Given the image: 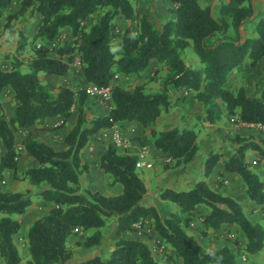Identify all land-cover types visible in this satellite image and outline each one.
<instances>
[{"label":"trees","instance_id":"trees-1","mask_svg":"<svg viewBox=\"0 0 264 264\" xmlns=\"http://www.w3.org/2000/svg\"><path fill=\"white\" fill-rule=\"evenodd\" d=\"M14 1L0 0V19ZM169 1L175 17L161 26L147 13H139L131 0H21V8L7 15L5 27L11 32L15 31L12 21L29 7L42 19L31 40L34 55L26 67L16 55L10 69L0 64V94L6 88L13 89L16 103V114L10 117L0 97V256L5 264L23 261L15 242L22 225L13 215L26 213L34 196L50 203L51 208L28 228L31 259L26 264H67L73 255L69 241L74 228L92 231L84 241L86 247L99 246L110 219L117 226V241L108 258L95 256L79 264H175L160 261L145 241L125 236L135 229L136 223L148 219L183 264H239L232 247L226 245L210 252L187 230L200 205L209 209L203 223L205 229L236 224L246 237L243 249L248 255L264 250V225L252 221L240 201L216 191L206 180L187 190L161 189V199L179 207L171 216H164L158 206L149 203L148 188L136 167L138 155L121 152L111 143L99 164L113 177V184L122 185V192L106 195L84 184L91 168L83 160L82 151L93 137L124 121H136L144 127L153 125L162 113L170 111L173 91L181 87L194 91L196 101L203 107L201 119L205 122L222 120L225 108L230 116H238L244 123L264 126V93L250 95L244 86H227L231 74L245 62L253 68L261 66L264 78V15L255 24L256 35L245 36L242 31L255 16L256 0H219L218 15L203 0ZM99 11L100 17L89 24L90 17ZM118 16L131 24L113 30ZM66 27L72 31L71 39L57 49V56H51L46 42H54ZM191 45L201 68L186 62L185 52ZM65 55L69 56L68 61L63 59ZM75 57L80 58L89 83L112 85L108 114L88 116L85 89L76 91L66 85L52 89L44 82L42 74L67 75ZM152 60L160 64L156 74L162 68L167 70L156 91H147L146 83L127 88L116 82L117 75L143 73ZM77 104L78 119L65 137L64 149H56L32 135L24 142L27 152L38 162V166L23 172L24 179L37 190L4 189L6 171L16 175L19 168L15 128H29L49 117L62 116L67 120ZM153 135L155 147L169 156L175 167L188 166L202 152L196 128L176 126ZM232 147L229 157L217 150L208 154L205 175H211L223 164L228 172L241 176L249 199L264 208V178L248 161L250 151L258 152V161H264V137L237 134Z\"/></svg>","mask_w":264,"mask_h":264},{"label":"crops","instance_id":"crops-1","mask_svg":"<svg viewBox=\"0 0 264 264\" xmlns=\"http://www.w3.org/2000/svg\"><path fill=\"white\" fill-rule=\"evenodd\" d=\"M216 1L218 2L219 0ZM131 2L136 7L139 13L141 14L147 13L151 19L157 22L159 26L163 25L165 22L175 17V14L171 11L172 5L170 4L169 0H131ZM20 8H21V0H15L11 8H9L6 14L0 19V64L4 69H10L12 57L14 55L19 57L20 53H24L25 55H28L31 58L34 55V50L31 45V40L35 36L38 30V26L41 22L42 17L40 13L38 12L32 13L26 11L24 14L20 15L17 19H14L12 21V25L15 26V31L13 32L10 31V28L5 27L7 22V15L18 11ZM115 23H118L119 26L124 28L129 24V21L122 16H118L115 20ZM62 33L66 35V38L63 41L62 40L59 41L60 38H57L55 40V41H59L58 48L64 45V43L69 39H71L72 37V31L68 27L63 28L61 34ZM46 44L50 47V55L57 56V52L55 53V51L52 50L53 48L51 45H53V42H46ZM68 58H69L68 55H65L63 57V59L66 61L69 60ZM74 64L76 63H71V66ZM158 66H160L159 62L157 60H152L149 66L147 67V69L143 73L121 75L119 79L116 80V82H118L119 84L125 87L123 81L124 79H128V78H131L133 81H136L137 84L145 83L146 81H151V83L153 84L157 83L159 89L160 82L158 80V77L155 76V72L153 71V69ZM42 75L45 77L44 74ZM70 75L71 73L65 76L48 75L47 80L45 81L46 83H48V79L49 81L57 80L60 81L59 85H66L70 87V85L67 83V79L68 77H70ZM82 77L85 79L87 85L91 84L86 80L83 72H82ZM5 91H8L9 93L6 94ZM178 93H179L178 89H175L173 91V94H178ZM0 97L5 105V109L8 115L10 117H14L16 114L14 90L11 88H6L0 94ZM172 109L171 110L173 115H176L175 120L178 122L181 119L180 115L182 114L180 115L177 114V111H179L177 106L173 107ZM86 111H89L88 105L86 107ZM109 111L110 110H106V112H104L103 115L108 114ZM224 111L225 114L229 116L225 108ZM183 113H186V111H184ZM202 114L203 112L201 111L197 115H202ZM185 117L188 118L191 117L189 122H193L196 119L195 117H193L191 112H188V114H186ZM77 119H78V104L74 108L73 115L67 120H65L62 116H58L54 118L49 117L43 121L37 122L35 125L29 128L18 127L20 132H23L24 138L22 140L21 145L17 144L18 151L20 153L19 168L17 173L24 172L29 167L38 166V162L27 152L24 146L25 140L30 135H32L34 138H36L39 141H43L52 145L56 149H64L66 147L65 137L68 134V132L74 127ZM155 123L157 124L156 127L159 129V132H165L177 126L174 125V121L172 119L171 120L167 119L163 115V113L161 116L157 118ZM205 124L211 126L216 124L218 126H230L229 129L233 130V132L235 131L234 133L241 135L247 134L245 129V124L243 123H241L242 125L239 127V130L238 128L234 127L231 123H226L224 119L216 123L205 122ZM117 126L121 128V130L129 138L130 141L129 147L127 149H121V152H128L130 154L138 155L141 151V148L145 146L144 141L145 140L149 141L150 154L152 157L155 158V167L153 169L145 170L142 173H140L141 177L144 179L146 186L148 188L147 197L149 203L154 204L158 207L166 203L176 205L175 203L161 199L160 197L161 189L171 188L174 190H187L191 188L195 183L201 180H206L209 182L211 187L216 191L229 194L238 201H240L244 205V208L252 221H253V216L251 215L250 212V208L252 207H257V210H260L262 215H264V208L261 206H257L253 201L249 199L246 193V185L243 179L241 178V176H239L236 173L228 172L224 168L223 164H219L211 175L209 176L205 175V161L208 157V154L212 150H216L215 146H218L214 141H212V137H215L214 133L216 132L217 129L214 128L211 131L209 129L208 132L209 133L211 132V134L208 136L205 135V132H201V133L199 132V143L202 152L200 156L197 158V160L192 162L191 165H188L186 167L185 166L177 167L172 171H164L163 163L164 160H167V158H169V156L162 153L161 150L155 147L154 138L150 134L148 128H144V126H142L140 123L136 121H124L121 123H117ZM187 127L192 128L193 126L191 125ZM103 130H101L95 137H93L90 143L82 151L83 160L89 163L91 168L90 172L87 173L84 177V184L86 187L92 190H100L102 193L106 195H118L122 192L123 189L122 185L119 183L113 184V177L110 174L105 173L99 164L101 155L110 144V140L105 139L102 136ZM232 153H233V147L226 152L225 157L231 156ZM255 155H258V152L250 151L248 153L249 164L254 171L259 173V175L263 176V172H261V168L254 166L253 163L251 162L250 157ZM11 175L15 177L14 171H12L11 173L10 170H7L5 177L6 183H4L2 187L6 190L18 191L4 187V185L12 184ZM222 176L226 180H225V185L220 187L217 181ZM234 180H236V182L239 184V188H236L234 186ZM23 182L25 184L26 189H33L34 185L28 179H26ZM208 213H209V209L206 206L204 205L198 206L197 209L194 211L192 217L193 220L191 221L192 222L191 224L196 225L197 223L201 222V224L203 225L205 216ZM13 217L20 219L22 225L20 232L15 236V242L20 250L23 259L25 258L26 260H29L31 259V256L29 255V239L27 232L31 223L25 225L20 215H13ZM256 222L262 223L264 225V218L261 217V219ZM152 229L154 230V228ZM225 229L239 230V235L241 236L242 241L244 242V244L246 243V237L244 233L242 232L240 227L236 224H226L220 229H212L209 231L218 234L220 233V231H223ZM116 231H117V227L115 229V232ZM90 232L91 231H84L81 227L74 228L73 235H71L69 241V246L73 250V255L72 258L67 262V264H79L80 262L88 258H93L95 256H101L103 260H106L108 258L110 252L103 250L101 248L99 249L98 246L86 247L84 245V241ZM154 232L156 233L158 239L161 240L159 234L155 230ZM190 233L194 235L203 244L202 242L203 240L199 237L197 233H195V231H190ZM125 236L128 238H137L143 240L152 248L151 242H149V240L145 238V236L139 235V233L129 231L125 233ZM79 240L81 241V244L78 243ZM223 243H224L223 246L228 245L232 247L230 242L226 243L223 240ZM113 249L114 247L111 248L110 251H112ZM172 253L176 254L174 250H172ZM260 253L261 251L256 254H253V256H260L261 255ZM0 261H3L1 256H0ZM177 263L183 264L182 258L179 257L177 259Z\"/></svg>","mask_w":264,"mask_h":264},{"label":"rangeland","instance_id":"rangeland-1","mask_svg":"<svg viewBox=\"0 0 264 264\" xmlns=\"http://www.w3.org/2000/svg\"><path fill=\"white\" fill-rule=\"evenodd\" d=\"M204 4H211L213 6V11L215 13V15H218V9L220 7V3L219 1L217 2L216 0H203ZM256 5V13L254 18H252V20L245 25L242 28L243 34L245 36H253L256 35L255 31H254V27L255 24L258 22V20L264 15V1L263 0H256L255 2ZM32 10V7H29L27 9V12H32L34 13ZM102 11H99L97 13H95L93 16L90 17L89 19V24H92L93 22H95L101 15ZM129 21V20H128ZM131 24V22L129 21V24L127 26H129ZM126 26V27H127ZM124 27V28H126ZM123 27L119 26L118 23H114L113 24V30L118 31L119 29H124ZM58 38H60L59 41H63L66 38V35L64 33H62ZM119 37L116 38V42H119ZM59 41H54L52 46V50L55 51V53L57 52L58 49V43ZM19 58L22 61V63L25 65L28 64V61L31 57H29L28 55H25L24 53H20L19 54ZM76 58H74V61L72 63H75ZM185 59L188 65H190L193 68H201V63L199 60L198 55L196 54L193 45L189 46L186 49L185 52ZM263 64V61L261 63V65ZM156 69H158L157 67H155L153 69V71L155 72V76L158 77L159 82H161V79L164 78V76L167 73V70L165 68H162L160 70V72L158 74H156ZM71 75L70 77H68L67 79V83L70 85L71 88H73L76 91H80V90H84L87 86V83L85 81V79L82 77V66L79 65H72L70 72ZM68 73V74H69ZM46 77V78H45ZM43 76L44 82L46 83L45 80H47V76ZM146 90L147 91H155L158 89V84H153L151 83V81H146ZM52 89H56L59 84L60 81L54 80V81H49L48 79V83H47ZM123 84L125 85V87L127 88H133L136 85H138L136 83V81H133L131 78L128 79H124ZM143 84V83H141ZM227 86L231 89H238L242 86H244L250 95H256V96H260L262 95V93H264V78H263V74L261 72V66L258 68H253L250 66L249 62H245L242 66H240L239 68H237L230 76L228 82H227ZM179 93L178 94H173L172 95V102H173V107L177 106L179 111H177V114H182L181 119L177 122L176 119V115H173L172 110L170 109V111L168 112H164L163 115L169 119V120H173L174 121V125L177 126H193V128H196L200 133L201 132H205V135H210L211 132L209 133L208 130L210 129V131L212 129H217L215 134V137H212V141H214L216 143L215 146L217 151H222V153L225 155L227 151H229L232 148V144H233V140L234 137L237 135V133H234L233 130H230L229 127L230 126H218L216 125H206L205 121H203L201 119L202 115H197L199 112H203V107L201 105H199V103L196 101L195 97H194V91H190L189 94L186 93L187 90H189L188 88L184 87V88H179ZM6 94H8V91H5ZM88 105V110L87 114L90 117L93 116H102L104 112H106V110H110L111 104L99 100L97 98H92L90 96H88V99L86 101V107ZM184 111H186V113H183ZM182 112V113H180ZM188 112H191V114L193 115V117H195L196 119L193 122H189L191 117H185L186 114H188ZM238 116H228V115H224L223 119L225 120L226 123H231L234 127L238 128L242 125L239 121H238ZM177 122V123H175ZM157 124L154 123L153 125H148L144 128H148L150 134L152 135V137L154 138L153 132H159V129L156 127ZM245 129L247 132V136L248 135H253L255 137H264V126L259 125V124H252V125H248L245 124ZM15 133H16V138H17V144L21 145L22 144V140L24 138V134L23 132H20V130L18 128H15ZM218 140V141H217ZM144 145L149 146V141L145 140L144 141ZM121 151V149H119ZM0 152H2V145L0 143ZM259 155H255V156H251V162L253 163L254 166H257L258 168H261V172H263V176L261 175L262 178H264V161H258ZM175 162L174 161H167L164 160L163 163V169L164 171H172L173 169L177 168L174 166ZM191 165V164H189ZM169 166V167H167ZM183 167V166H180ZM145 171V170H143ZM143 171L139 170V173H142ZM12 173V171H11ZM170 178V176H169ZM26 179H24V173L23 172H18L15 177L13 175H11V181L12 184H7L4 185V187L9 188V189H14V190H18V191H22L25 192L28 189H26L25 184L23 181H25ZM225 178L222 176L217 183H219L220 187L225 185ZM4 183H2L3 186ZM234 186L236 188H239V184L236 182V180H234ZM32 190H37V187L34 185ZM13 191V190H12ZM51 208V204L47 203L46 201H44L42 198L38 197V196H34L33 197V203L32 205L27 209L26 213L20 215L25 223V225L32 223L35 219L41 217L42 215L46 214L49 209ZM179 209V207L177 205H173L170 203H166L163 204L161 206H159V210L161 211V213L164 216H171L173 213H175L177 210ZM250 212L251 215L253 216V221H258L261 219V217L264 218V215H262V213L260 212V210H257V207H252L250 208ZM201 213V211H200ZM198 215V214H197ZM0 216H2L0 214ZM24 216V217H23ZM184 217L187 216V214L183 215ZM201 216V215H200ZM35 218V219H34ZM193 220V218H192ZM32 221V222H31ZM192 223V222H191ZM189 224V226L187 227V230L190 231H195V233H197L199 235V237L203 240V245L205 244V248L210 251V252H214L216 250H218L219 248H221L224 242L231 243L232 248L234 249V251L236 252L237 255V259L239 264H264V250L261 251V255L260 256H253V255H248L244 249H243V245L244 242L242 241L241 236L239 235V230H235V229H225L223 231H220V233L216 234V233H212L211 231L205 229V227L200 223H197L196 225H192ZM116 225L114 223L113 219L109 220L108 226L105 227L103 229L104 231V240L102 242L101 245H99V249H103L106 250L108 252H111L110 249L115 247L116 241H117V234L115 232L116 229ZM153 228V222L151 219H148L147 221L143 222V226L142 229L138 230V229H134L133 232L135 233H139V235L141 236H145V238H147L149 240V242H151L152 244V250L154 252V254L156 255V257L159 258L160 261L162 262H167V261H172L175 264L177 263V259L179 258V256L177 254H173L172 253V247L162 243L161 240L158 239L156 233L154 232ZM92 231L89 233L91 234ZM85 235V234H84ZM78 243L81 244V241L79 240ZM176 255V256H175ZM28 260H26L25 258L23 259L21 264H26ZM0 264H5L3 261H0Z\"/></svg>","mask_w":264,"mask_h":264},{"label":"built area","instance_id":"built-area-1","mask_svg":"<svg viewBox=\"0 0 264 264\" xmlns=\"http://www.w3.org/2000/svg\"><path fill=\"white\" fill-rule=\"evenodd\" d=\"M76 65L81 66V60L78 57L75 61ZM116 79H119V76H116ZM85 90L88 93V96L92 98H97L99 100L105 101L109 104L112 102V85H97V84H89L86 86ZM187 94L190 93V90L186 91ZM111 108V107H110ZM238 121L243 124L244 123L238 118ZM252 125V124H248ZM260 125V124H259ZM102 136L105 139L110 140V143L119 149H127L129 147L130 141L129 138L124 134L120 127L117 126V123L109 128H105L103 130ZM167 161H171V158H167ZM136 167L138 170H150L155 167V158L151 156L149 146L145 145L141 148L140 153L138 154ZM6 183V180L3 181ZM143 221H140L134 225L135 229H142Z\"/></svg>","mask_w":264,"mask_h":264}]
</instances>
